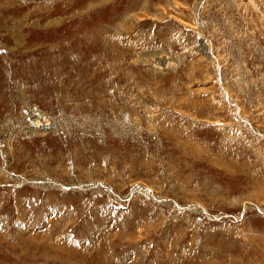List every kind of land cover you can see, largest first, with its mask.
Instances as JSON below:
<instances>
[{"label":"rangeland","instance_id":"1","mask_svg":"<svg viewBox=\"0 0 264 264\" xmlns=\"http://www.w3.org/2000/svg\"><path fill=\"white\" fill-rule=\"evenodd\" d=\"M0 264H264V0H0Z\"/></svg>","mask_w":264,"mask_h":264},{"label":"bare ground","instance_id":"2","mask_svg":"<svg viewBox=\"0 0 264 264\" xmlns=\"http://www.w3.org/2000/svg\"><path fill=\"white\" fill-rule=\"evenodd\" d=\"M140 57V59L142 58V56H139ZM26 112H28V116H29V118H30V120L31 121H35V122H37V124L40 122V120H38L36 117H35V115L33 114V112L31 111V109L29 110V109H27L26 108V110H25ZM37 114V113H36ZM41 119H42V121H41V123H43L44 125L46 124V121H47V118L45 117V116H42L41 117Z\"/></svg>","mask_w":264,"mask_h":264}]
</instances>
